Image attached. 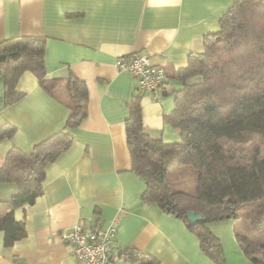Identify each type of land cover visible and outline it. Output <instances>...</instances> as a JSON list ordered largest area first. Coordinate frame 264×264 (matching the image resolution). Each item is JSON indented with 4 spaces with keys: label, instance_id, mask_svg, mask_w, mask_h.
<instances>
[{
    "label": "crops",
    "instance_id": "1",
    "mask_svg": "<svg viewBox=\"0 0 264 264\" xmlns=\"http://www.w3.org/2000/svg\"><path fill=\"white\" fill-rule=\"evenodd\" d=\"M233 0H0V44L15 37L45 40L48 80H59L52 93L36 77L23 72L16 90L23 97L3 106L0 124L16 128L0 142V165L11 148L29 153L34 145L63 130L69 114L65 86L70 75L87 87V115L68 131L72 145L45 171L43 193L15 211L26 236L5 247L0 233V264H80L62 239L64 230L81 225L114 224L111 264L125 248L159 264H216L205 255L197 237L178 218L154 202L142 200L145 184L132 170L127 146L128 105L139 97L142 125L153 138L179 141L164 120L174 108V78L190 54L203 52V39L219 30V21ZM133 54L148 56L165 69L167 81L157 96L141 91L137 80L120 72L115 62ZM15 184H0V201L16 193ZM236 222H213L209 230L220 240L225 264H251L234 235Z\"/></svg>",
    "mask_w": 264,
    "mask_h": 264
},
{
    "label": "trees",
    "instance_id": "2",
    "mask_svg": "<svg viewBox=\"0 0 264 264\" xmlns=\"http://www.w3.org/2000/svg\"><path fill=\"white\" fill-rule=\"evenodd\" d=\"M45 40L15 37L0 44V84L3 106L18 102L20 75L31 72L39 86L52 93L59 80L46 78ZM20 54L12 60L9 54ZM174 78V108L164 117L179 136L168 144L143 129L139 97L128 105L127 146L132 170L145 184L142 200L154 202L180 219L193 233L201 251L216 264H225L220 240L209 230L213 222L246 221L251 232L264 229V0H233L219 21V30L203 39V52L190 54L186 67ZM69 114L63 130L40 141L29 153L11 148L0 165V184L17 187L8 201H0V233L5 247L25 238V224L15 211L32 205L43 193L46 168L68 151V131L87 115L85 83L70 75L65 86ZM16 128L0 124V142ZM190 166L197 172L193 194L173 191L171 169ZM188 212L202 220L190 224ZM243 255L251 264H264V245L236 232ZM131 264H159L132 248L119 252ZM13 264H25L14 257ZM112 262V257L109 264Z\"/></svg>",
    "mask_w": 264,
    "mask_h": 264
},
{
    "label": "built area",
    "instance_id": "3",
    "mask_svg": "<svg viewBox=\"0 0 264 264\" xmlns=\"http://www.w3.org/2000/svg\"><path fill=\"white\" fill-rule=\"evenodd\" d=\"M115 66L120 72L134 77L141 91L155 97L167 81L165 69L153 65L150 58L142 54L119 58ZM115 235L114 224H97L90 229L73 226L64 230L61 237L71 247L73 258L80 264H109Z\"/></svg>",
    "mask_w": 264,
    "mask_h": 264
},
{
    "label": "rangeland",
    "instance_id": "4",
    "mask_svg": "<svg viewBox=\"0 0 264 264\" xmlns=\"http://www.w3.org/2000/svg\"><path fill=\"white\" fill-rule=\"evenodd\" d=\"M168 176L173 184V191H181L193 194L197 182V172L190 166L176 167L169 171ZM236 232L250 239L258 246L264 245V229L259 232H251L246 221L237 222Z\"/></svg>",
    "mask_w": 264,
    "mask_h": 264
},
{
    "label": "water",
    "instance_id": "5",
    "mask_svg": "<svg viewBox=\"0 0 264 264\" xmlns=\"http://www.w3.org/2000/svg\"><path fill=\"white\" fill-rule=\"evenodd\" d=\"M8 57L11 58L12 60H17V59H19L20 54L12 53V54H9ZM5 60H6V56L0 55V63L4 62ZM186 217H187L189 223L192 225H194V224H196L202 220V217L200 215H196V214L191 213V212H188L186 214Z\"/></svg>",
    "mask_w": 264,
    "mask_h": 264
}]
</instances>
